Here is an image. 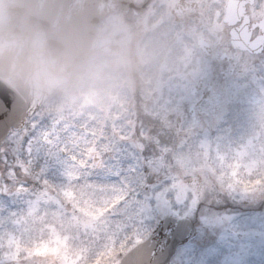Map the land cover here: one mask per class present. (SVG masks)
<instances>
[{"label": "snow or ice", "instance_id": "obj_1", "mask_svg": "<svg viewBox=\"0 0 264 264\" xmlns=\"http://www.w3.org/2000/svg\"><path fill=\"white\" fill-rule=\"evenodd\" d=\"M253 4L242 43L264 54ZM241 176H264V141L233 151L196 122H100L0 88V264H264V187Z\"/></svg>", "mask_w": 264, "mask_h": 264}, {"label": "rangeland", "instance_id": "obj_2", "mask_svg": "<svg viewBox=\"0 0 264 264\" xmlns=\"http://www.w3.org/2000/svg\"><path fill=\"white\" fill-rule=\"evenodd\" d=\"M208 1L211 8L209 24L216 30L223 24L220 18L224 0ZM250 7L249 11L254 16V5ZM257 11H259L258 7ZM6 18L0 15V20L5 22ZM184 47L181 56L184 57L185 62L183 64L178 62L175 70L171 72L166 67L165 72L169 73L142 72L139 75L142 82L137 87L131 77L129 79L126 78V74H118L123 83L126 82V85L130 86L126 92L111 89L99 97L94 96L89 75L80 86H76L75 83L61 88L60 93L51 98L42 110L56 114L89 116L100 122L132 118L142 120L144 119L141 117L142 111L139 110H146L154 119L176 122L177 115L183 113L185 128L196 122L200 126L202 138L206 137L212 141L222 138L225 142L232 143L233 151L244 148L252 140H256L258 144L264 141V54H256L257 58L250 57L249 55H253L250 52L249 55H244L242 60L240 59L244 73L220 84L211 95V101L200 107L201 112H195L196 118L193 119L190 114L194 96L191 92L193 83L198 81L200 76L209 78L212 75L211 72L208 75L207 69L202 68L200 55L192 38H189V43L186 42ZM188 59L189 73L184 71L188 68ZM154 85L158 89L156 95L152 96ZM134 93L138 95L134 96ZM143 99L148 102L143 104ZM188 107L186 113L182 112ZM186 155L191 161H197L198 154L194 145L191 153ZM240 179L245 181L250 191L264 187V176L254 178L250 182L244 176ZM251 227L257 228L259 225Z\"/></svg>", "mask_w": 264, "mask_h": 264}, {"label": "flooded vegetation", "instance_id": "obj_3", "mask_svg": "<svg viewBox=\"0 0 264 264\" xmlns=\"http://www.w3.org/2000/svg\"><path fill=\"white\" fill-rule=\"evenodd\" d=\"M134 1L142 6L147 0ZM227 2L228 0H224L222 4L220 19L223 24L216 30L209 24L211 8L208 0H149L148 5L139 14L129 10L124 13L111 14L103 19L97 32L102 39L107 38L110 43L108 52L103 51L94 55L96 65V70L92 75L94 96L104 94V91H108L114 82L123 84L124 92H126L130 86L126 85V82L123 83L118 74H126V78L129 79L131 77L137 87L142 82V78L139 77L142 72H171L178 62L181 64L185 62L181 53L185 48L184 44L189 43V38H192L196 51L201 56L199 58L202 68H206L208 74L211 72L212 75L209 78L205 77L198 92L192 97L193 105L197 107L196 112L200 113V107L211 101V95L220 84L244 73L240 59L242 60L244 55H249L248 51L235 48L231 42V31L240 26L243 19L237 18L232 26L225 22ZM250 6L246 9L249 21L254 23L256 20L249 11ZM0 15L4 18L7 16L5 19L7 24L9 16L5 0H0ZM249 24L246 28L247 33ZM36 36L45 42L42 31L39 30ZM201 38L209 41L211 55L201 49L199 44ZM249 56L257 58L256 54ZM166 67L169 68V72H165ZM114 71L117 73L115 78L112 77ZM184 71L189 73V59L188 68ZM104 73H107V81ZM154 89L152 96L156 95L158 88L154 85ZM136 95L138 94L134 93V96ZM188 110L189 107L182 112L186 113ZM178 117L183 124L185 119L183 113L177 115L176 121Z\"/></svg>", "mask_w": 264, "mask_h": 264}, {"label": "water", "instance_id": "obj_4", "mask_svg": "<svg viewBox=\"0 0 264 264\" xmlns=\"http://www.w3.org/2000/svg\"><path fill=\"white\" fill-rule=\"evenodd\" d=\"M11 20L10 25L17 32L35 33L38 28H43L47 35V44L54 48H61L71 41L76 45H82L91 52L97 48L95 28L100 20L110 12L127 10L128 8L139 9L131 0H69L72 4H57L56 0H50V4L30 3V0H9ZM21 1L23 7L17 4ZM47 1V0H46ZM253 0H231L229 15L234 18L236 10L244 14V5ZM246 17V14L244 16ZM234 34V32H233ZM233 36L234 43H242L247 40V35ZM0 88L8 89L22 108L39 109L45 99L56 88L47 92L38 93L25 84H22L7 73H0ZM196 91V89H195Z\"/></svg>", "mask_w": 264, "mask_h": 264}, {"label": "clouds", "instance_id": "obj_5", "mask_svg": "<svg viewBox=\"0 0 264 264\" xmlns=\"http://www.w3.org/2000/svg\"><path fill=\"white\" fill-rule=\"evenodd\" d=\"M96 70L94 54L69 41L54 48L0 20V73H7L38 93L84 81Z\"/></svg>", "mask_w": 264, "mask_h": 264}]
</instances>
